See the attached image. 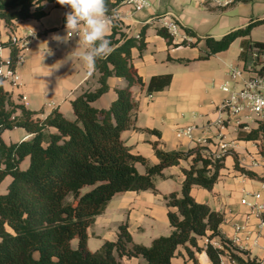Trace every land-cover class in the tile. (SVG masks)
<instances>
[{"label": "trees", "instance_id": "trees-1", "mask_svg": "<svg viewBox=\"0 0 264 264\" xmlns=\"http://www.w3.org/2000/svg\"><path fill=\"white\" fill-rule=\"evenodd\" d=\"M123 0H107L108 15L114 14ZM43 2L56 0H0V21L13 25L17 21L41 19L47 12ZM264 20L253 21L220 39L204 38L206 53L201 59L226 51L239 38H247ZM65 24V18H64ZM146 27L138 38L128 37L119 23H114L112 52L98 60L100 87L85 91L72 102L74 119H68L58 109L41 119L36 112L15 104L0 84V186L10 177L5 193H0V264H121V258H143L148 264H173L180 246L197 264L195 251H201L199 238L220 234L224 214L199 203L192 195L194 186L212 191L225 167L226 154L215 158L207 145H197L188 151H166L154 143L157 162L135 154L122 138V133L134 127L138 104L132 88L144 86V80L132 63V49L141 52L147 46ZM191 37H197L186 29ZM157 33L170 45L173 38L165 28ZM203 40L197 39V43ZM178 45L195 46L182 41ZM264 54V42L243 41L241 58H246L250 46ZM264 73V67L260 70ZM126 79L127 86L117 90V98L108 108L93 103L109 90L110 77ZM171 74L153 76L148 92L164 90L171 84ZM20 111V114H17ZM23 128L32 138L7 144L2 139L5 130ZM264 124L250 131H240L239 138L257 140ZM191 159L183 169L185 179L180 192L165 196L172 227L169 236H160L149 246L135 243L127 223L120 225L118 237L107 240L97 251L88 246L89 227L102 215L119 193L156 191V177L166 168L179 166ZM28 160L27 167H23ZM235 167L250 178L262 180L256 173L239 165ZM145 166L141 173L137 165ZM78 241L74 248L73 240ZM194 249V250H193ZM213 264H220L223 250L209 244L206 248ZM230 251L236 264H261L249 253Z\"/></svg>", "mask_w": 264, "mask_h": 264}, {"label": "crops", "instance_id": "crops-1", "mask_svg": "<svg viewBox=\"0 0 264 264\" xmlns=\"http://www.w3.org/2000/svg\"><path fill=\"white\" fill-rule=\"evenodd\" d=\"M188 1L190 0H153L149 8L137 12H133L132 7L123 2L116 8V13L122 16L118 22L128 37L138 38L142 29L146 27L147 42L142 52L138 48L132 49V63L142 76L144 86L136 85L132 88L138 110L135 114L134 127L125 130L122 138L133 153L144 156L151 164L158 161L154 143H158L159 147L166 151H188L206 142L213 154L219 152L218 147L221 141L227 143L225 167L221 170V177L213 190L209 191L199 186H194L192 189V195L197 202L207 204L212 210L224 214L220 234L212 238L208 236L199 238V246L202 249L199 252L195 251L197 264H213L206 251L208 246L206 239H210L211 243L218 246L225 245L226 250H233L244 257L243 252L249 253L251 258L264 264V249L261 246L264 245V229L260 245H253V239L259 230L260 219L253 214L248 205L241 203L246 195H248L249 202L254 201L252 195L257 193L264 198L262 133L257 140H244L239 138L242 128L229 124L225 130L220 131L214 125L218 116V107L228 98V93L222 90V86L226 83H233L232 87L236 88L242 84L241 80L237 82L231 80L229 73L233 68L244 67L241 54L243 41L247 38L237 39L241 43L238 60L233 59L231 62L229 59L230 48L237 40L228 50L208 59H201L200 57L206 53L204 38L209 35L198 34L197 25L192 26L191 12L188 11L186 4ZM198 1L207 3L206 0ZM240 1L246 2V0H239L231 6L244 10L245 15L252 14V17L264 18L263 0H256L258 2L252 5L251 12H249L251 5H237L241 4ZM185 4L186 7H184ZM42 5L47 14L41 19L17 21L11 26L0 21V44L4 45L2 59L12 56V50L7 46L11 36L30 37L32 40L31 52L19 69L21 85L16 87L11 82L4 81L2 86L15 104L23 105L28 110L38 113L37 117L41 119L56 109L68 119H74L75 112L72 102L83 92L95 91L100 87V73L96 69L91 74L87 72L78 58L80 49L77 48V38H69L66 44H57L50 39L53 33L66 34L64 14L69 9L49 2H43ZM166 15L175 19L184 31L191 29L196 33L197 37H191L188 34L191 39L187 41L195 46L178 45L182 42L179 39H173V44L170 45L164 37L157 33L158 28H164L162 17ZM213 20L212 15L204 18L205 24H211ZM214 29L215 27L211 31ZM111 33L112 27L108 35ZM198 38L203 40L197 43ZM165 74L172 75L171 84L162 91L149 93L148 84L151 78ZM108 85L109 90L93 103L94 106L108 108L117 98V90L124 89L127 81L124 78L113 76L108 79ZM23 97L27 99L24 100ZM17 114H20V111ZM223 116L228 118L226 114ZM249 124L251 129L259 127L253 122ZM191 126L195 127L191 136H177L178 131ZM1 137L5 143L11 144L29 140L32 134L17 127L5 130ZM235 157L238 158L242 168L256 173L262 180L250 178L238 170L235 167ZM190 162L191 159H188L182 161L179 166L166 168L162 177H156V191L117 194L105 212L96 217L95 222L88 229L89 249L94 252L99 250L105 241L116 240L119 227L124 223L128 224L133 241L134 233L146 235L147 226L150 224L160 226L161 231H166V227L170 226L172 232L165 196L174 191H181L178 187L182 188L185 179L183 169L188 168ZM27 165L28 160L24 162L23 167ZM137 168L141 173L146 170L141 164H138ZM9 181L10 177L2 183L0 193L6 192ZM237 226L246 227L252 230L253 234L256 233L252 236L249 247L245 249L239 245L227 246L228 242L234 238ZM150 237L152 238L151 235ZM120 261L121 264H148L143 258L127 256L122 257ZM172 261L173 264H196L189 257L185 246L179 247ZM224 264L236 263L226 259Z\"/></svg>", "mask_w": 264, "mask_h": 264}, {"label": "built area", "instance_id": "built-area-1", "mask_svg": "<svg viewBox=\"0 0 264 264\" xmlns=\"http://www.w3.org/2000/svg\"><path fill=\"white\" fill-rule=\"evenodd\" d=\"M219 8H226L237 3L239 0H206ZM125 4L132 7L133 12L141 11L149 8L153 0H123ZM113 18L112 26L114 23H119L118 20L122 18L120 14L115 13L110 14ZM162 26L168 31L173 39H179L181 41L190 40V36L181 25L173 18L168 15L162 17ZM77 38L76 36H73ZM71 37V38H73ZM8 48L12 50V56L6 59H2V53L4 50V45L0 44V84L4 81H9L13 86L21 85V75L19 72L20 67L26 62L27 56L32 49V40L30 37H20L13 35L8 41ZM261 53L258 48L254 45L250 46L246 51V58L244 60V67L233 68L229 76L231 80L237 82L242 81V87L240 89L233 88L230 83H226L222 86V90L228 93V98L223 101V103L218 107V116L214 121L220 131L226 129L229 124H234L243 130H250V122L256 123L258 126L264 124V73H260L256 69V65L259 62ZM248 74V75H247ZM246 75V77H245ZM24 100L27 97H23ZM226 114L228 118L223 115ZM194 126L188 127L185 130L178 131L177 136H191ZM261 139L264 140V133L261 135ZM200 145H207L206 142ZM219 152L214 154L215 158H221L227 154L228 144L225 142L219 143ZM254 198L253 202L248 201V195H246L241 203L248 205L253 214H255L260 219L259 230L256 237L253 239V245H260V239L262 236V231L264 229V198L260 193L252 195ZM253 234L252 230L247 229L243 226H237L235 230V235L232 241L228 242L227 246L239 245L241 248L245 249L249 247L250 240ZM246 235V237H244ZM208 245H213L218 250H223L224 254L220 255L221 263L224 264L225 260H229L235 263L231 256L230 251L226 250L225 245L218 246L215 243H211L210 239H206ZM264 249V245H261Z\"/></svg>", "mask_w": 264, "mask_h": 264}, {"label": "clouds", "instance_id": "clouds-1", "mask_svg": "<svg viewBox=\"0 0 264 264\" xmlns=\"http://www.w3.org/2000/svg\"><path fill=\"white\" fill-rule=\"evenodd\" d=\"M65 12V35L53 33L51 40L66 44L69 38L78 37V58L89 74L96 69L98 60L106 59L112 52L107 38L113 18L108 15L107 0H56Z\"/></svg>", "mask_w": 264, "mask_h": 264}, {"label": "rangeland", "instance_id": "rangeland-1", "mask_svg": "<svg viewBox=\"0 0 264 264\" xmlns=\"http://www.w3.org/2000/svg\"><path fill=\"white\" fill-rule=\"evenodd\" d=\"M257 2L258 1L256 0H246V2L240 1L241 4H237V5H241V6L247 4L251 5L249 6V12H251L253 9L252 5H254ZM186 4L188 5V11L191 12L190 14V17L192 19L191 24L192 26H194L195 24L197 25L199 32L198 34H203L202 36L220 35L219 37H216V38H220L231 31L244 28L253 21L255 22L258 20L261 21L264 20V18H258L255 16L252 17V14L250 15L251 17L245 15V11L239 10L237 6H231L226 9H222L210 2L200 3L198 0H190ZM186 4L184 5V7L187 6ZM207 15L214 16V20H213L214 22L211 21L210 22L211 24H205L204 18L207 17ZM213 27H215V29L211 31ZM247 39H250L251 41L264 42V23L255 27L251 35L248 36ZM240 52H241V43L240 40H237L230 48L229 51L230 61L232 62L233 59L238 60V56ZM263 67H264V54H261L260 60L256 65V69L260 71ZM230 85L233 86V83H231ZM241 87L242 84L240 85V87H236V89H240ZM178 190L179 191L181 190L180 186L178 187ZM152 225L150 224V226H147L148 228L147 234L149 235L134 233L135 234L134 242L149 246L151 244L152 239L160 236H169L171 234L170 226H168V228L166 227V231H161L160 226L156 224H152ZM150 235L152 236V238L150 237ZM72 245L74 248H77L78 241L76 239L73 240Z\"/></svg>", "mask_w": 264, "mask_h": 264}]
</instances>
